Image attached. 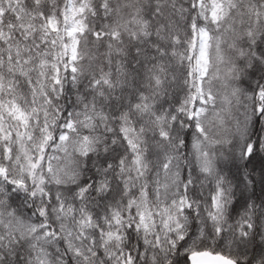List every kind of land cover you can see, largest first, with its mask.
<instances>
[{
    "label": "snow or ice",
    "instance_id": "obj_1",
    "mask_svg": "<svg viewBox=\"0 0 264 264\" xmlns=\"http://www.w3.org/2000/svg\"><path fill=\"white\" fill-rule=\"evenodd\" d=\"M0 264H264V0H0Z\"/></svg>",
    "mask_w": 264,
    "mask_h": 264
}]
</instances>
